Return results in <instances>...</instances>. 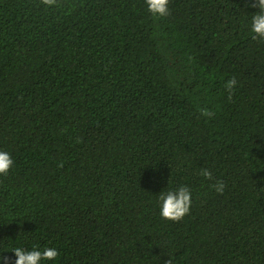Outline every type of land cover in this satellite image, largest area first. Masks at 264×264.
<instances>
[{
	"label": "trees",
	"instance_id": "obj_1",
	"mask_svg": "<svg viewBox=\"0 0 264 264\" xmlns=\"http://www.w3.org/2000/svg\"><path fill=\"white\" fill-rule=\"evenodd\" d=\"M250 5L170 0L155 20L144 0H0V151L13 160L0 254L264 264V42ZM181 185L189 214L162 219L160 192Z\"/></svg>",
	"mask_w": 264,
	"mask_h": 264
},
{
	"label": "clouds",
	"instance_id": "obj_2",
	"mask_svg": "<svg viewBox=\"0 0 264 264\" xmlns=\"http://www.w3.org/2000/svg\"><path fill=\"white\" fill-rule=\"evenodd\" d=\"M40 3L45 7H52L57 4V0H40ZM170 0H144L147 12L155 19L160 20L167 18L171 13L169 9ZM251 7L257 9L251 16L250 32L253 41L264 42V0H251ZM237 85L235 77L228 79L223 87L228 93V99L231 100L233 91ZM200 114L204 117H212L214 112L204 107L199 109ZM13 165V160L9 153L0 151V176H7ZM62 166V162L60 164ZM206 180L212 181L213 175L207 168H202L199 173ZM212 188L218 194H223L225 183L220 180H215ZM160 216L164 220L179 222L190 212L192 193L187 186L181 185L174 190L160 192ZM15 259L9 261V258L0 254V262L2 264H42V262L55 261L59 256V252L54 247H45L42 250L33 248L25 250L21 247H14L11 250ZM164 264H173V259L169 257L164 261Z\"/></svg>",
	"mask_w": 264,
	"mask_h": 264
}]
</instances>
